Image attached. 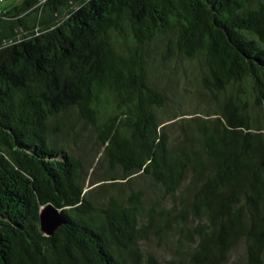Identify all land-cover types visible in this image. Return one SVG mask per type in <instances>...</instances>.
<instances>
[{
  "label": "trees",
  "instance_id": "obj_1",
  "mask_svg": "<svg viewBox=\"0 0 264 264\" xmlns=\"http://www.w3.org/2000/svg\"><path fill=\"white\" fill-rule=\"evenodd\" d=\"M78 124L107 181L145 188L87 190ZM171 224L186 264H264V0L0 10V264H154L145 245Z\"/></svg>",
  "mask_w": 264,
  "mask_h": 264
},
{
  "label": "rangeland",
  "instance_id": "obj_2",
  "mask_svg": "<svg viewBox=\"0 0 264 264\" xmlns=\"http://www.w3.org/2000/svg\"><path fill=\"white\" fill-rule=\"evenodd\" d=\"M23 0H0V10L10 9L18 6ZM189 102V101H188ZM187 102V110L190 112H198L204 110L206 102L200 100L195 102ZM77 137L70 146L75 150L77 156L81 159L83 165V178L85 180V188L87 190L97 187L99 196L111 190H117L123 194L129 189H144L146 184L143 179L136 178L135 183L130 186L126 180H116L115 182L107 181L108 167L102 160V149L98 142L97 133L88 126L78 124L74 128ZM93 181H97V185L91 186ZM116 183L114 186L110 185ZM112 186V187H111ZM174 223V222H172ZM172 231H168L166 236L161 238L152 236L145 245L147 255L154 258V264H186L187 249L190 247L187 241L178 231L174 224H171ZM235 258V256H234Z\"/></svg>",
  "mask_w": 264,
  "mask_h": 264
},
{
  "label": "water",
  "instance_id": "obj_3",
  "mask_svg": "<svg viewBox=\"0 0 264 264\" xmlns=\"http://www.w3.org/2000/svg\"><path fill=\"white\" fill-rule=\"evenodd\" d=\"M64 223V216L61 210L55 209L50 205L41 208L39 213V227L45 236H52Z\"/></svg>",
  "mask_w": 264,
  "mask_h": 264
}]
</instances>
